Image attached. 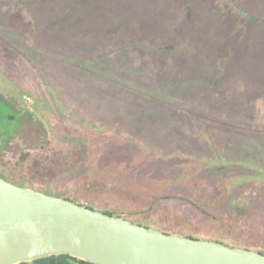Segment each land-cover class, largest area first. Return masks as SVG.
Wrapping results in <instances>:
<instances>
[{
    "label": "rangeland",
    "instance_id": "rangeland-1",
    "mask_svg": "<svg viewBox=\"0 0 264 264\" xmlns=\"http://www.w3.org/2000/svg\"><path fill=\"white\" fill-rule=\"evenodd\" d=\"M0 173L264 251V0H0Z\"/></svg>",
    "mask_w": 264,
    "mask_h": 264
},
{
    "label": "water",
    "instance_id": "water-1",
    "mask_svg": "<svg viewBox=\"0 0 264 264\" xmlns=\"http://www.w3.org/2000/svg\"><path fill=\"white\" fill-rule=\"evenodd\" d=\"M66 254L92 264H264V254L164 233L0 178V264Z\"/></svg>",
    "mask_w": 264,
    "mask_h": 264
},
{
    "label": "trees",
    "instance_id": "trees-1",
    "mask_svg": "<svg viewBox=\"0 0 264 264\" xmlns=\"http://www.w3.org/2000/svg\"><path fill=\"white\" fill-rule=\"evenodd\" d=\"M4 50L7 51V49H4ZM0 178H3L4 180H6L8 182H11V183H13V184H15L17 186L33 188V189H36V190H38L40 192L46 193V194L51 195V196L65 198V199H68V200L73 201L75 203H78L80 205H83L85 207H88L90 209L102 211V212H104L106 214H109V215H112V216L121 217V218L127 219V220H129V221H131L133 223H136L138 225L151 227V228L160 230V231H162L164 233L175 234V235H180V236H186V237H191V238H195V239H204V240L217 241V242H220V243H222V244H224L226 246H229V247H239V248L249 249V250L264 254L263 250H258V249H255V248L251 247V246L237 244L236 242L235 243L231 242V241L227 240L226 238H215V237L214 238H211V237L210 238H206V237H201V236L196 235V234H186V233H181V232H177V231H174V230H168V229H165V228L160 227L158 225H153V224H150L148 222L142 221L139 218H130V217L124 216V214L117 213L115 211H111V210L100 208V207H95L93 205L81 204L80 202H78L77 200H75L74 198H71L69 196L53 194V193H51L48 190H43V189H40V188L33 187L30 184H26V183H23V182H20V181H15L12 178H10L8 175L2 174V173H0ZM18 264H92V263L86 262L84 260L69 256V255H66V254H60V255H51V256H47V257H42V258L34 259V260L30 261V262H21V263H18Z\"/></svg>",
    "mask_w": 264,
    "mask_h": 264
},
{
    "label": "crops",
    "instance_id": "crops-1",
    "mask_svg": "<svg viewBox=\"0 0 264 264\" xmlns=\"http://www.w3.org/2000/svg\"><path fill=\"white\" fill-rule=\"evenodd\" d=\"M6 74V73H5Z\"/></svg>",
    "mask_w": 264,
    "mask_h": 264
},
{
    "label": "flooded vegetation",
    "instance_id": "flooded-vegetation-1",
    "mask_svg": "<svg viewBox=\"0 0 264 264\" xmlns=\"http://www.w3.org/2000/svg\"><path fill=\"white\" fill-rule=\"evenodd\" d=\"M2 118V117H1Z\"/></svg>",
    "mask_w": 264,
    "mask_h": 264
}]
</instances>
